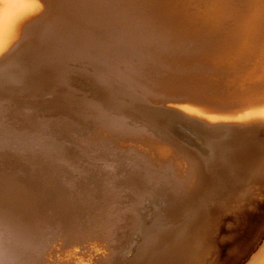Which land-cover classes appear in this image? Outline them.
Returning a JSON list of instances; mask_svg holds the SVG:
<instances>
[{"label":"bare ground","instance_id":"bare-ground-1","mask_svg":"<svg viewBox=\"0 0 264 264\" xmlns=\"http://www.w3.org/2000/svg\"><path fill=\"white\" fill-rule=\"evenodd\" d=\"M261 191L264 0H0V264H264Z\"/></svg>","mask_w":264,"mask_h":264},{"label":"rangeland","instance_id":"rangeland-1","mask_svg":"<svg viewBox=\"0 0 264 264\" xmlns=\"http://www.w3.org/2000/svg\"><path fill=\"white\" fill-rule=\"evenodd\" d=\"M182 132H184V130H181V133ZM183 135H184V137H186V138H184L183 137ZM183 135H181L180 136V139L183 141V142H185V143H187V144H192V143H194V144H192V145H195V142H194V139L191 137V136H189L188 135V133L185 131L184 133H183ZM189 141V142H188ZM258 203H259V206H261V208L259 209V210H252V209H248L247 208V210H250V212H251V214L249 215L250 216V219H248L246 222H244L243 224H241V225H236L238 222H237V220L235 219H233V217H234V214H235V216H239V214H238V212H224L227 216H226V218L225 219H223V216L225 215L224 213H223V216L221 217L223 220H221V224H219L220 226H221V229L219 228V227H217L216 228V234L217 235H215V233H214V229H213V233H214V235L216 236V240H217V243H218V245H219V243L221 244L220 246H225L226 247V244L228 245V243H229V234L230 233H235L236 234V237H237V239L238 240H245V239H247L248 238V236H249V233H250V231H251V229H255V228H257L258 226H259V224H260V222H261V220L262 219H264V191H261L260 192V197H259V200H258ZM230 213V216L228 215ZM233 213V214H232ZM238 214V215H237ZM232 215H233V217H232ZM225 217V216H224ZM232 218V219H231ZM236 218V217H235ZM228 219H230V220H228ZM232 220H233V222H232ZM227 223H225V222ZM230 221V222H229ZM224 222V223H223ZM228 222L230 223V224H228ZM233 224H232V223ZM220 223V222H219ZM218 224V223H217ZM216 224V225H217ZM225 224V225H224ZM215 225V226H216ZM228 225V227H223V226H227ZM222 227H223V229H222ZM215 228V227H214ZM219 231H220V233H223L222 235L224 236L225 235V237H223L220 233H219ZM221 231H223V232H221ZM219 234H218V233ZM223 238H222V237ZM219 237H220V239H219ZM226 237L228 238V240H227V243H226ZM224 238H225V240H224ZM221 239H223L222 241H223V243H222V241H221ZM219 240V241H218ZM225 243V244H224Z\"/></svg>","mask_w":264,"mask_h":264}]
</instances>
